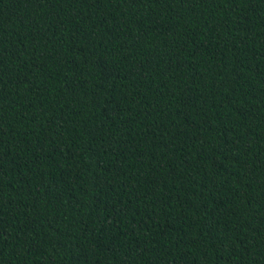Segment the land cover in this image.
I'll return each mask as SVG.
<instances>
[{
    "label": "trees",
    "instance_id": "16d2710c",
    "mask_svg": "<svg viewBox=\"0 0 264 264\" xmlns=\"http://www.w3.org/2000/svg\"><path fill=\"white\" fill-rule=\"evenodd\" d=\"M0 264H264V0H0Z\"/></svg>",
    "mask_w": 264,
    "mask_h": 264
}]
</instances>
